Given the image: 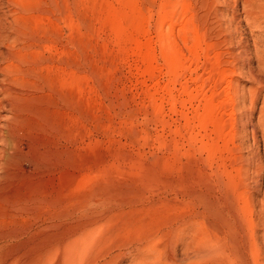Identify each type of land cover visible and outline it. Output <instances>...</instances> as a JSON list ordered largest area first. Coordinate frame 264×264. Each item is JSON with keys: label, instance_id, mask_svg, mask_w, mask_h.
<instances>
[{"label": "rangeland", "instance_id": "374dc122", "mask_svg": "<svg viewBox=\"0 0 264 264\" xmlns=\"http://www.w3.org/2000/svg\"><path fill=\"white\" fill-rule=\"evenodd\" d=\"M0 103V256L86 223L87 264H163L219 224L264 264V0H0Z\"/></svg>", "mask_w": 264, "mask_h": 264}, {"label": "bare ground", "instance_id": "6f19581e", "mask_svg": "<svg viewBox=\"0 0 264 264\" xmlns=\"http://www.w3.org/2000/svg\"><path fill=\"white\" fill-rule=\"evenodd\" d=\"M2 92L6 93L3 89ZM11 106L16 107L13 103L10 104V107ZM1 108L3 107L0 103V109ZM3 137V132L0 129V142L3 140ZM2 156L3 152L0 149V159ZM16 211L17 210H12L8 212L5 216L3 215V218L6 217L5 220L8 219L10 222H14L17 218ZM3 218L1 217L2 220ZM86 225V223L84 225H80L79 227H82L77 231H72L73 233L67 236L66 239H64L65 237L53 238L49 235V237L45 238L46 240L40 241L42 242L41 244L37 243L32 246L29 244V240L22 242L21 245L17 244L11 247H9L10 245L6 243L7 245L4 246L9 245V248H5V254L0 256V264H87L86 257L96 244L97 238L95 232L96 226H92L91 224L88 226ZM213 226L216 227L215 231L211 228L212 226L206 227L205 229L208 228V230L202 229L206 232L201 235H197L199 234V231H201V228L200 230L199 228L195 229L196 231L199 230L198 232L194 231V233H196L195 235L191 232V237L189 235L192 240L190 242L191 245L187 247L185 246L182 261H176L173 258H168L163 264H229L231 260L235 259V257L242 259L243 255H245L244 253L246 252V243L245 240H242L243 242L241 241L243 232L242 236L240 235V232H237V228L239 227L236 226L234 228L232 226L229 227L228 225H225L219 229L221 225L218 224ZM13 231L14 232L12 233L11 230L10 233H4L7 231L0 232V243L6 242L5 239L10 237H13L15 240L17 238V232L15 230ZM249 245L252 247L251 244ZM249 245L247 247H249ZM249 250L250 253L248 252ZM251 250L252 248L247 250V253L250 255L253 252H251ZM109 258L110 259L107 261L95 264H116L111 257ZM135 264H160V262L152 261V258L149 256H144L140 257Z\"/></svg>", "mask_w": 264, "mask_h": 264}]
</instances>
